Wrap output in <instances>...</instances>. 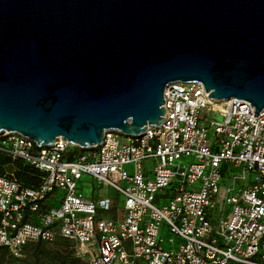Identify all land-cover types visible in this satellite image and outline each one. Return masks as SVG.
Instances as JSON below:
<instances>
[{"label": "built area", "instance_id": "obj_1", "mask_svg": "<svg viewBox=\"0 0 264 264\" xmlns=\"http://www.w3.org/2000/svg\"><path fill=\"white\" fill-rule=\"evenodd\" d=\"M208 95L171 83L160 126L105 131L80 155L6 132L0 154L39 175L27 186L15 167L0 174V247L65 241L88 264H264V110ZM92 184L114 196H86Z\"/></svg>", "mask_w": 264, "mask_h": 264}, {"label": "water", "instance_id": "obj_2", "mask_svg": "<svg viewBox=\"0 0 264 264\" xmlns=\"http://www.w3.org/2000/svg\"><path fill=\"white\" fill-rule=\"evenodd\" d=\"M201 83L264 110V0H0V137L81 149L158 127Z\"/></svg>", "mask_w": 264, "mask_h": 264}, {"label": "rangeland", "instance_id": "obj_3", "mask_svg": "<svg viewBox=\"0 0 264 264\" xmlns=\"http://www.w3.org/2000/svg\"><path fill=\"white\" fill-rule=\"evenodd\" d=\"M81 148H76L74 151L79 155L81 153ZM3 160H8L5 156L1 155ZM18 167L17 164H15ZM13 169L10 164H7L4 168H0V173L9 172ZM131 170V167L127 168ZM82 185L79 184V189ZM91 187L86 185L83 188V192L86 196L97 197V195L107 194L109 190L107 188H100L96 193H92ZM112 192V191H111ZM97 194V195H96ZM173 236L169 234L166 227H163L161 238H163L162 246L165 250L173 249V246L168 242ZM36 243L29 244L22 249L19 256L13 255L10 252H5L0 250V264H88L87 261L82 259H77L75 251L69 246H58L48 245L49 248L45 247L39 249L35 246Z\"/></svg>", "mask_w": 264, "mask_h": 264}, {"label": "trees", "instance_id": "obj_4", "mask_svg": "<svg viewBox=\"0 0 264 264\" xmlns=\"http://www.w3.org/2000/svg\"><path fill=\"white\" fill-rule=\"evenodd\" d=\"M80 150H81V153L80 154H82L85 151V149H80ZM6 158L8 160H3L1 158V154H0V168H2L4 165H7V164H10L11 166L13 165L12 167L17 168L16 176H17V179L19 181L23 182L27 186H32V185H34L36 183V176L39 175L38 172H36L32 168H30L29 166H24L20 161L12 162L10 158H8V157H6ZM15 164H17L18 167H16ZM0 174H4V173H0ZM31 244H33V243H31ZM27 245H29V244H27ZM27 245H25L24 247H26ZM56 245H57V247L58 246L68 247L69 246V243L68 242H65V241H59V242L56 243ZM35 246L37 248H39V249L40 248L43 249L45 247L49 248L48 247V244H44V243H40V242L39 243H36ZM0 250H3L5 252H10L7 248H4V247H0ZM77 259H80V258L77 257Z\"/></svg>", "mask_w": 264, "mask_h": 264}, {"label": "crops", "instance_id": "obj_5", "mask_svg": "<svg viewBox=\"0 0 264 264\" xmlns=\"http://www.w3.org/2000/svg\"><path fill=\"white\" fill-rule=\"evenodd\" d=\"M5 166L6 165H4L2 168H4ZM90 187L92 188L91 189L92 193H94V192L96 193V191L100 190V189L95 188L96 186H94L93 184L90 185ZM105 196L111 197V196H114V194H113V192H111V190H109V193H107V194H101V195L98 194L96 198L105 197Z\"/></svg>", "mask_w": 264, "mask_h": 264}]
</instances>
